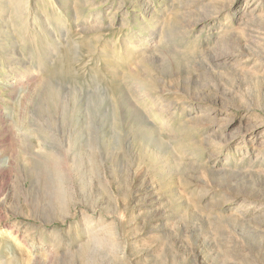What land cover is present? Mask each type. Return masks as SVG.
I'll use <instances>...</instances> for the list:
<instances>
[{"label": "rangeland", "instance_id": "obj_1", "mask_svg": "<svg viewBox=\"0 0 264 264\" xmlns=\"http://www.w3.org/2000/svg\"><path fill=\"white\" fill-rule=\"evenodd\" d=\"M263 216L264 0H0V264H264Z\"/></svg>", "mask_w": 264, "mask_h": 264}, {"label": "bare ground", "instance_id": "obj_2", "mask_svg": "<svg viewBox=\"0 0 264 264\" xmlns=\"http://www.w3.org/2000/svg\"><path fill=\"white\" fill-rule=\"evenodd\" d=\"M85 1H94V0H85ZM146 1V0H145ZM139 2V1H138ZM70 3V2H69ZM103 3V2H102ZM29 4V3H28ZM27 4V5H28ZM115 5V4H114ZM145 7H146V10L147 9H149L150 8V5L149 4H147V2L145 3ZM255 6L250 10V14H254V12H255ZM144 10V9H143ZM151 10V9H150ZM145 11V10H144ZM152 48H153V46H151ZM146 68V67H145ZM147 70V69H146ZM134 77V76H133ZM141 79V78H140ZM145 80V79H144ZM144 80H132L130 83H128V85H127V90H126V92H125V94L126 93H128V95H129V93L132 95V94H140V93H150V91H148L147 90V88H146V82H144ZM126 81V80H125ZM124 84H126V83H124ZM126 86V85H125ZM155 92V91H154ZM156 93V92H155ZM143 94V95H144ZM159 94V93H158ZM146 95V94H145ZM157 95V94H156ZM141 96V95H140ZM147 96V95H146ZM138 97V96H137ZM157 97V96H156ZM142 98V97H141ZM153 98V97H152ZM151 98V99H152ZM160 99V98H159ZM157 102V101H156ZM159 102V101H158ZM175 108V107H174ZM167 109V108H166ZM157 110V109H156ZM160 112V111H159ZM165 112H167V111H165ZM164 112V113H165ZM209 112H211V111H209ZM190 114V113H189ZM207 117H209L210 115L207 113ZM179 118V117H178ZM252 118V117H251ZM226 120H228V118L226 119ZM226 120H225V122H226ZM171 121V120H170ZM167 122H169V121H167ZM222 125V123H219V126H221ZM224 126H226V125H224ZM256 127V126H255ZM171 128V127H170ZM168 130V129H167ZM158 131V130H157ZM159 132V131H158ZM213 138V137H212ZM215 140V139H214ZM212 144V143H211ZM191 148V147H190ZM192 148L193 149H195L196 151H198V147H194V146H192ZM191 148V149H192ZM248 153V152H247ZM201 155V154H200ZM245 155V154H244ZM244 155H241L240 157V160L242 159V158H244L245 156ZM250 155V154H249ZM208 157H210V156H208ZM249 160V159H248ZM252 160V159H251ZM233 167H235V166H233ZM226 170V169H225ZM236 211V210H235ZM242 214V213H241ZM241 214H238V213H235V214H233L232 216L234 217V218H236V219H239V220H243V218H241L240 217V215ZM264 217V216H263ZM255 221V220H254ZM257 222V221H256ZM249 226V225H248ZM256 228H258V227H256ZM259 230V229H258Z\"/></svg>", "mask_w": 264, "mask_h": 264}]
</instances>
